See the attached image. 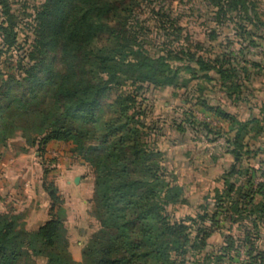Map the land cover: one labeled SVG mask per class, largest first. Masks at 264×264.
<instances>
[{"label":"trees","instance_id":"1","mask_svg":"<svg viewBox=\"0 0 264 264\" xmlns=\"http://www.w3.org/2000/svg\"><path fill=\"white\" fill-rule=\"evenodd\" d=\"M37 1L19 17L0 0V53L18 57L10 74L0 71V144L18 131L41 161L50 142L73 141L81 156L101 148L96 180L106 188L79 262L47 186L49 216L36 229L18 230L0 213V264L18 250L28 264H225L241 249L240 264H264V102L251 104L248 88L264 71L250 51L264 50V10L250 0H197L210 40L227 29L237 40L205 49L166 10L168 0ZM163 88L184 97L169 123L153 115ZM194 107L227 130L198 123ZM191 135L222 139L225 159L199 205L181 210L184 188L163 142Z\"/></svg>","mask_w":264,"mask_h":264},{"label":"rangeland","instance_id":"2","mask_svg":"<svg viewBox=\"0 0 264 264\" xmlns=\"http://www.w3.org/2000/svg\"><path fill=\"white\" fill-rule=\"evenodd\" d=\"M250 1L256 4L258 10H264V0ZM38 3L37 0H7L8 6L19 17L23 11L30 13L31 8ZM165 8L185 29L191 41L205 49L224 44L223 38L226 36L229 37V41H237L231 37L230 29L224 30L217 39L210 40L202 26L203 20L199 17L203 13L204 7L197 0H168ZM139 15L142 19H147L142 11H139ZM22 27L23 24H20L18 29ZM229 50L235 51L232 45L229 46ZM250 51L260 53L257 59L264 63L263 48ZM17 59L15 52L0 53V71L10 74ZM257 73L259 75L248 86L250 103L253 105L264 102V71ZM195 84L196 82H192L189 86ZM199 84L201 83L199 82ZM201 86L205 87L204 84ZM172 93L170 88L161 89L155 93L157 99L152 104L154 117L166 120L168 123L172 117L181 115L180 111H174L182 108L184 104L183 96L175 99ZM213 95V97L219 98L218 93ZM179 100L182 104H179ZM192 117L198 123L203 122L209 127L227 130V124L217 120L199 107L192 108ZM12 134L5 143L0 144V213L14 219L18 230L36 229L37 221L41 222L46 218L45 216H49L46 215V210L49 213V203L44 188L52 186L59 198L55 212L60 213L64 218L68 251L72 258L79 262L80 254L78 255L77 248L82 249L95 232L97 222L92 213L97 201L102 200L105 194L106 182L96 180L98 167L105 165L103 149L92 146L85 155L81 156L80 148L76 143L73 141L61 142L57 148L49 151L46 149L41 161L36 149L20 137V132L15 131ZM168 137L173 139L174 136ZM186 139L188 140L180 145L163 142L166 147L163 152L166 164L169 168L173 165L176 166L174 171L178 183L184 188L183 197L188 206L181 210H191L199 205L203 195L202 189L220 175V165L225 159L219 158L224 147L222 139L214 144L200 135H191ZM62 167H66V170L63 171ZM74 178L79 179L77 183H74ZM259 180L257 178L255 181ZM65 181L70 184L65 185ZM18 249L16 248V250ZM18 251H20V256L15 260H10L11 256L9 255L7 264H28L30 260L28 253ZM214 251L217 252V250ZM234 257L232 261L226 260L225 264H240L244 259L243 250H239L238 255H234ZM215 260L212 262L216 263L217 260Z\"/></svg>","mask_w":264,"mask_h":264},{"label":"crops","instance_id":"3","mask_svg":"<svg viewBox=\"0 0 264 264\" xmlns=\"http://www.w3.org/2000/svg\"><path fill=\"white\" fill-rule=\"evenodd\" d=\"M230 111H232V112H235V110L232 108H230ZM59 144H61V143H58V142H50V143H48L47 144V150L49 151V150H52L53 148H57L58 147V145ZM59 153H61V152H59ZM62 166H63V164H61ZM62 170L64 171V170H66V167H62ZM67 172V171H66ZM66 172H65V174H66ZM68 174V173H67ZM64 177V176H63ZM75 179V178H74ZM73 179V180H74ZM70 183L68 182V181H65V185H69ZM46 204H48L47 202H46ZM48 208V207H47ZM48 213H47V210H46V215H47ZM46 218H44L43 219V221H41L40 222V220H38L37 221V225L39 226V225H41V224H43L47 219H48V216H45ZM77 252H78V255L80 254V252H81V248H77Z\"/></svg>","mask_w":264,"mask_h":264},{"label":"water","instance_id":"4","mask_svg":"<svg viewBox=\"0 0 264 264\" xmlns=\"http://www.w3.org/2000/svg\"><path fill=\"white\" fill-rule=\"evenodd\" d=\"M78 180H79V179H78V178H76V179L74 180V183H77V182H78Z\"/></svg>","mask_w":264,"mask_h":264}]
</instances>
